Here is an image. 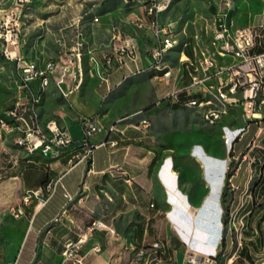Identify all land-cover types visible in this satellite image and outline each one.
Segmentation results:
<instances>
[{"label":"crops","instance_id":"obj_1","mask_svg":"<svg viewBox=\"0 0 264 264\" xmlns=\"http://www.w3.org/2000/svg\"><path fill=\"white\" fill-rule=\"evenodd\" d=\"M106 4L111 7L113 2ZM124 6L127 9L116 15L115 24L110 21L88 26L82 51L77 52L73 47L67 59L63 55L56 59H30L40 65L48 61L57 63L42 93L39 110L43 121L55 114L59 123L69 130L73 143L62 158H45L39 154L28 157L15 145L14 136L0 127V170L7 172L0 173V239H4V246L0 245V264H19L21 249L27 243L30 249L24 264H59L65 245L80 237L86 238L83 243L86 264H154L151 258L156 242L161 244L159 252L166 264H183L191 247L210 253L215 247L223 246L224 160L212 159L202 165L196 159L202 169L204 192L197 188L194 198L199 207L205 197L213 194L217 198L207 211V225L200 229L203 237L173 242L174 213L164 207L157 177L161 167L150 128L141 125L144 117L154 116L163 107L190 109L182 104L188 98L187 92L179 94V101L174 93L191 82L186 59L199 58L194 41L177 38L178 45L168 51L165 62L171 67L172 76L167 83L161 72L152 69L150 50L156 38L150 27L152 16L147 13L144 1ZM235 11L234 1L233 16ZM119 41L133 43L138 52L134 57L126 56L123 64L108 65L105 57L112 51L113 43ZM14 52L29 56L21 48ZM65 64H71L72 72L59 84ZM145 81L151 89L145 90ZM33 87L38 90L39 81ZM229 114L226 116L230 120ZM83 118L106 127L117 123L119 130L96 131L86 137ZM259 123L261 119L249 124L235 146L242 142L241 148L251 145L249 151L256 146L264 148V142L256 143L264 128ZM112 139L117 140V145L102 144ZM83 140L94 145L92 154L85 160H73L76 152L83 151ZM6 149L22 156L20 166L13 169L7 163ZM199 149L202 150L197 146V154L201 155ZM247 155L230 181L235 192L249 191L251 199L242 218L247 221L251 218L245 229L253 234L244 237L228 264H264V221L257 223L264 214V203L258 206L264 201V169L260 167L258 179L252 184V172L257 171L253 161L256 155L249 152ZM217 163L219 168L215 169ZM205 166L214 168L205 172ZM242 172L245 176L240 179ZM54 180H59L56 189L46 193L45 201L34 198L24 206V214L13 216L11 209L22 203L26 190L41 188ZM66 191L72 199L65 196ZM95 219L102 220L114 232L101 228L88 235L87 226ZM246 244L252 259L240 255ZM226 245L225 240L223 247ZM142 250L145 253L140 256Z\"/></svg>","mask_w":264,"mask_h":264},{"label":"rangeland","instance_id":"obj_2","mask_svg":"<svg viewBox=\"0 0 264 264\" xmlns=\"http://www.w3.org/2000/svg\"><path fill=\"white\" fill-rule=\"evenodd\" d=\"M110 1L113 2L111 7L106 4ZM219 1L167 0L168 7L162 13L161 20L171 25L176 38L183 40L188 37L194 41V44L196 39L207 44L211 39L215 9ZM232 1H235L236 7L233 24L253 26L258 30L264 26V0ZM136 2L0 0V118L7 116L8 111L15 107L20 95L19 57L40 60L44 57L56 59L63 55L67 59L73 52V47H76L77 52L82 51L84 36L89 25L99 26L106 22L108 24L110 21L113 25L116 15L127 9L124 5ZM95 16L99 17V20L94 18ZM16 48L23 49L29 56L15 53ZM143 87L145 90L151 89L148 81H145ZM151 104L150 102L149 106ZM198 112L196 108L172 110L170 107H163L154 116H147L152 143L156 148V157L161 167L157 177L161 185L164 207L170 213H174L173 242L175 240L181 242L184 238L190 240L191 237L200 236L201 233L197 229H203L202 227L207 225L204 217H208L207 211L211 210L212 200L217 198L213 194L205 197L200 206L201 210H198L200 207L194 195L197 188H202V191L204 189L200 163L206 165L212 159L224 160L226 200L223 202L221 198V201L227 222L224 225L222 237L224 236L227 245L220 246L216 253L211 252L215 254L216 264H228L246 236L244 230L247 220L242 218V214L248 209L251 197L248 190L245 193L235 192L231 181L230 187L227 186L229 181L226 179V171L232 166H238L249 152L251 155H256L253 161H256L257 171L252 172L254 174L252 184L255 183L260 167L264 169V148L256 146L249 151L251 145L241 148L242 142L237 146L234 143L230 147L225 142V126L248 128L249 124L259 122L261 119L262 123L258 125L264 127V114L262 118H255L251 112L247 114L241 104L230 112V120L229 117L224 116L217 124L210 125ZM50 119L60 122L55 114L44 118V121ZM13 136L15 140V135ZM263 142L264 128L256 137V143L263 144ZM197 146L202 148V150L199 149L201 155L197 154ZM196 159L201 162L198 163ZM209 168L211 170L214 167ZM209 168L205 166V172ZM218 168L217 163L215 169ZM167 171L169 176L166 181L163 176ZM244 176L242 172L240 179ZM174 207L178 208L177 211H173ZM3 244L4 239L1 238L0 245L4 246ZM29 249L28 243L23 245L18 258L19 264L25 263Z\"/></svg>","mask_w":264,"mask_h":264},{"label":"built area","instance_id":"obj_3","mask_svg":"<svg viewBox=\"0 0 264 264\" xmlns=\"http://www.w3.org/2000/svg\"><path fill=\"white\" fill-rule=\"evenodd\" d=\"M143 1L146 10L152 16L150 27L156 38V44L150 50L152 65H161V58H165L168 51L178 45V39L174 36L171 25L161 20L168 2L167 0ZM233 6L234 1L231 0H220L217 3L210 42L203 44L198 39L195 40L194 48L201 58V65H193L190 59H186V62H190L191 82L174 93L176 100L179 101V94L183 91L187 92L188 98L182 101L186 107L196 105L197 109L206 108L210 125L228 115L233 106L241 104L245 112L247 114L251 112L255 118H262L264 113V26L258 30L253 26L233 24ZM114 39H117L116 36ZM255 49L258 50L254 51ZM137 52V47L133 43L114 42L112 51L105 57L106 63L111 65V60H118V65L123 64L126 56L134 57ZM78 55L80 56V53ZM228 58H232L233 61H227ZM56 68L55 61H48L43 65L22 58L18 61L20 95L15 107L8 113L16 114L21 121V130L16 132H19L18 142L26 144L25 153L28 157L39 154L45 158H62L73 143L72 135L67 128L56 119L52 124H45L40 115L42 93ZM71 72V64L63 65L58 83H63L67 74ZM171 76L172 70L164 71L162 78L169 83ZM35 81H39L38 90L33 87ZM209 93H220L222 105H215L209 100ZM82 123L86 137L96 131L111 133L119 130L117 123L106 127L101 123H92L87 118H83ZM142 125L146 128L150 126L147 117L143 118ZM0 127L9 132L5 124H0ZM245 130V127L225 126L226 144L232 147ZM117 143V140L112 139L102 144L115 146ZM82 146L83 151L76 152L73 160L81 161L91 156L94 145L83 140ZM5 153L7 163L15 169L16 162L22 161V156L12 149H6ZM0 173L7 172L0 170ZM58 181H49L41 188L26 190L22 203L11 209L13 216L19 217L24 214V206L30 204L34 198L39 199L40 202L45 201L46 193L54 192ZM65 196L72 199L68 191L65 192ZM101 228L114 232V229L102 220L95 219V226H87L86 233L90 235ZM85 240V237H80L76 241L69 242V249L63 252L59 264H76L77 261H85L86 264V255L83 253ZM160 247V242H156L153 246L151 260L154 264H166L160 255ZM217 250L218 247H215L213 252L216 253ZM75 251H82V260H75ZM213 252L204 253L191 247L183 264H216ZM144 253L142 250L139 255L143 256Z\"/></svg>","mask_w":264,"mask_h":264},{"label":"bare ground","instance_id":"obj_4","mask_svg":"<svg viewBox=\"0 0 264 264\" xmlns=\"http://www.w3.org/2000/svg\"><path fill=\"white\" fill-rule=\"evenodd\" d=\"M124 1L129 3L131 1H139V0H124ZM147 13H148V11H147ZM190 61L192 62L193 65H201V58L200 57L197 60H190ZM111 65H116L117 66L118 65V60H111ZM186 68L189 70L188 74H190V62H186ZM152 69L157 71V72H161L162 73L161 76L163 75L164 71H171L172 70L171 67L169 66V64H167L165 62V58H161V65H152ZM49 81H50V79L48 80V85H49ZM209 100L213 101L215 103V105H222V96L220 95V93H209ZM187 107L196 108L197 109L196 105H187ZM197 110L200 112V114H202L203 120L207 124H210V118H209L208 112H206V108H198ZM52 123H54V119H50L48 121H45V124H52ZM142 123H143V120L141 121V125H142ZM217 123L218 122H213V123H211V125H214V124H217ZM0 124H5V126L8 127L9 132H11L12 135H15V140H14L15 145L17 147L23 149L24 151H26L25 142H18V140H19V132H16V131H20L21 130V121H19V119L17 118V115L14 114V113H7V116H5L3 118H0ZM228 145L230 146V144H228ZM20 165H21V161H17L16 164H15V166H20ZM168 173H169V171L165 172V174L163 176L165 178V180L169 176ZM171 174H173V173L171 172ZM169 185L171 186V183ZM181 199L185 202V200L183 198H181ZM187 208H190V207L187 206ZM89 226H95V220ZM197 230L200 231V233L203 232L200 229H197ZM202 237H203V235H201V237L198 235V237L196 236L195 238L200 239ZM68 249H69V242L65 245L64 252H67ZM212 249H214V247ZM75 260H82V251H75ZM76 264H85V261H77Z\"/></svg>","mask_w":264,"mask_h":264},{"label":"trees","instance_id":"obj_5","mask_svg":"<svg viewBox=\"0 0 264 264\" xmlns=\"http://www.w3.org/2000/svg\"><path fill=\"white\" fill-rule=\"evenodd\" d=\"M237 168H238V166H232L230 169H228V170L226 171V179L229 181V183H228L227 186H229V187H230V179L232 178V176H233L234 173L236 172ZM221 198H222V201L225 202V200H226V188L223 189V192H222ZM263 203H264V201H263L262 203L260 202V203L258 204V206H262ZM229 205H230V204H228V206H229ZM225 210H227V207H225ZM250 214H251V213H249V215H250ZM249 221H251V218L248 219L247 222H249ZM263 221H264V214H263V215L257 220V223L260 224V223L263 222ZM222 222H223V225H225V223L227 222L224 213H223V216H222ZM246 225H247V224H246ZM258 231H260V229H258ZM244 232H245V235H246V236H251V235L253 234L252 231H251L250 229H249V230L245 229ZM243 239H244V238H243ZM222 245L225 246V238H224V236L222 237ZM248 249H249V248H248L247 244L244 245V246L242 247V249L240 250V255H242V256H244V257H246V258H248V259H252V256H251V254H250V252H249ZM214 258H216V257H214Z\"/></svg>","mask_w":264,"mask_h":264},{"label":"water","instance_id":"obj_6","mask_svg":"<svg viewBox=\"0 0 264 264\" xmlns=\"http://www.w3.org/2000/svg\"><path fill=\"white\" fill-rule=\"evenodd\" d=\"M178 208H175L173 209V211H177ZM204 220H208V218L204 217Z\"/></svg>","mask_w":264,"mask_h":264}]
</instances>
